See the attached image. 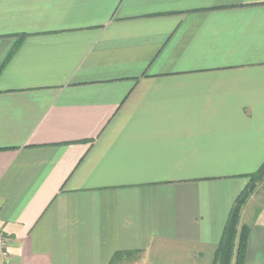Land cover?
<instances>
[{
  "label": "crops",
  "instance_id": "0c3cea01",
  "mask_svg": "<svg viewBox=\"0 0 264 264\" xmlns=\"http://www.w3.org/2000/svg\"><path fill=\"white\" fill-rule=\"evenodd\" d=\"M263 163L264 0H0V264H214Z\"/></svg>",
  "mask_w": 264,
  "mask_h": 264
},
{
  "label": "trees",
  "instance_id": "16d2710c",
  "mask_svg": "<svg viewBox=\"0 0 264 264\" xmlns=\"http://www.w3.org/2000/svg\"><path fill=\"white\" fill-rule=\"evenodd\" d=\"M248 176L251 180L233 204L219 247L215 253L214 264H245L251 230L249 226L241 221L242 211L259 187L258 183L264 176V163L259 170ZM139 253V251L118 252L112 258L110 264H121L124 260L129 259L130 256Z\"/></svg>",
  "mask_w": 264,
  "mask_h": 264
},
{
  "label": "rangeland",
  "instance_id": "374dc122",
  "mask_svg": "<svg viewBox=\"0 0 264 264\" xmlns=\"http://www.w3.org/2000/svg\"><path fill=\"white\" fill-rule=\"evenodd\" d=\"M258 186H264V176L262 180L258 183ZM127 264H143L142 255H132L129 259L126 260ZM234 264V263H233Z\"/></svg>",
  "mask_w": 264,
  "mask_h": 264
},
{
  "label": "built area",
  "instance_id": "2783aa9c",
  "mask_svg": "<svg viewBox=\"0 0 264 264\" xmlns=\"http://www.w3.org/2000/svg\"><path fill=\"white\" fill-rule=\"evenodd\" d=\"M0 253H2V255L5 256V257H7V255H8L7 243L3 239L0 240Z\"/></svg>",
  "mask_w": 264,
  "mask_h": 264
}]
</instances>
